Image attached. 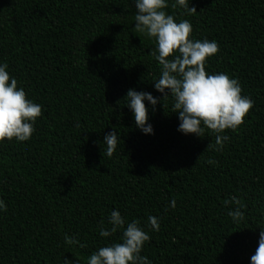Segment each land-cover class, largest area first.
<instances>
[{"label": "trees", "instance_id": "1", "mask_svg": "<svg viewBox=\"0 0 264 264\" xmlns=\"http://www.w3.org/2000/svg\"><path fill=\"white\" fill-rule=\"evenodd\" d=\"M187 2L196 11L172 0L166 11L188 20L196 39L218 43L206 72L236 78L253 101L222 151L207 129L202 137L177 130L172 98L154 88L155 44L135 32L132 0H0V62L42 106L30 140L0 143V264L65 256L87 264L120 241L119 230L98 234L114 209L148 232L142 255L151 264H250L264 229V0ZM129 89L161 98L149 111L153 134L136 127ZM112 131L118 146L108 157ZM233 196L243 205L239 223L227 215ZM149 215L160 218L158 232ZM65 234L84 247L66 245Z\"/></svg>", "mask_w": 264, "mask_h": 264}, {"label": "clouds", "instance_id": "2", "mask_svg": "<svg viewBox=\"0 0 264 264\" xmlns=\"http://www.w3.org/2000/svg\"><path fill=\"white\" fill-rule=\"evenodd\" d=\"M135 4L134 30L155 44L154 56L160 67L154 88L162 95V101L172 98L173 112L177 113L181 133L202 137L205 129L215 135L217 151H222L229 140L226 130L236 131L253 106L250 97L242 95V88L236 78L223 72L210 74L206 66L219 50L215 40L196 39L192 36V25L182 19L177 22L166 9L169 0H132ZM172 8H182L186 13L196 11L187 0H172ZM125 105L132 111L135 125L144 134H153L149 122V111L154 110L161 98L150 92L129 89ZM145 101L148 102L146 107ZM164 104V103H163ZM42 115V106L27 98L23 87L10 75L6 62H0V143L5 141L25 142L31 139L34 125ZM118 146V134L112 131L104 136L102 154L111 157ZM209 164L215 161L209 160ZM235 209L227 213L234 223L244 219L243 207L233 196ZM229 203L225 200V204ZM175 209L176 201L168 205ZM7 205L0 199V212H6ZM159 217L149 215L147 225L152 231L160 230ZM110 228L100 227V237H110L121 231L120 241L105 243L87 257V264H151L142 255L145 242L150 240L148 232L139 221H128L119 210H112L108 216ZM66 245L83 244L68 234L64 235ZM63 264H79L77 259L64 257ZM250 264H264V229L259 233L258 246L250 257Z\"/></svg>", "mask_w": 264, "mask_h": 264}]
</instances>
